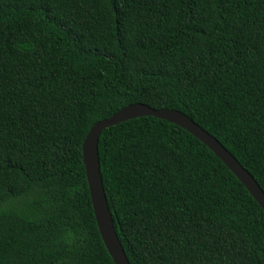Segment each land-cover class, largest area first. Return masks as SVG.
I'll use <instances>...</instances> for the list:
<instances>
[{
	"label": "trees",
	"instance_id": "trees-1",
	"mask_svg": "<svg viewBox=\"0 0 264 264\" xmlns=\"http://www.w3.org/2000/svg\"><path fill=\"white\" fill-rule=\"evenodd\" d=\"M177 109L264 190V0H0V264H115L82 142L131 103ZM130 264H264V210L203 142L153 116L104 128Z\"/></svg>",
	"mask_w": 264,
	"mask_h": 264
},
{
	"label": "water",
	"instance_id": "water-1",
	"mask_svg": "<svg viewBox=\"0 0 264 264\" xmlns=\"http://www.w3.org/2000/svg\"><path fill=\"white\" fill-rule=\"evenodd\" d=\"M153 116L174 123L187 130L209 147L245 185L250 194L264 210V190L254 176L221 144V142L192 118L177 109L153 108L144 103H131L107 118L95 122L82 142V161L89 189L91 205L103 243L115 264H130L116 233L103 187L98 155V141L102 130L119 122L140 117Z\"/></svg>",
	"mask_w": 264,
	"mask_h": 264
}]
</instances>
